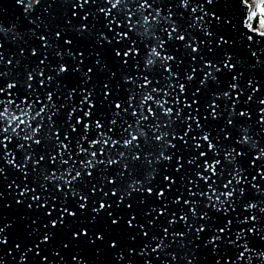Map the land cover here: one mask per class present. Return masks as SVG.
<instances>
[{
	"label": "water",
	"instance_id": "water-1",
	"mask_svg": "<svg viewBox=\"0 0 264 264\" xmlns=\"http://www.w3.org/2000/svg\"><path fill=\"white\" fill-rule=\"evenodd\" d=\"M138 2L142 3L143 0ZM148 3L152 7L144 15L151 19L155 16V11L159 10L161 18L170 19L167 22L161 19L159 25L153 26L152 34L143 37L137 34L143 29L128 32L127 26L122 23L123 11L117 13L114 10L108 17L100 11L101 8L107 10L111 7L107 0H89L83 8L80 7V0H42L30 12H25L27 0L25 4H19L17 0H0V28L4 30L0 31V73H6L0 75V87L6 89L8 83L17 84L13 90L6 89L0 99H13L16 104L27 99L32 104L39 97L40 102L35 103L34 112L48 105V111L42 114V119L32 122L33 128L38 124L41 126L40 136L36 137L41 139L40 145L32 144L29 149L25 144L21 151L19 144L24 142L18 141L15 136H11L7 148L0 144V169H3V174H0V228L4 229L0 233V240L7 241L0 244V264H20L22 255L25 257V264H188L189 260L192 264H217V261L219 264H246L248 255L252 256V264H264V260L259 258L264 253V212L259 210L264 208V179L258 175V172L264 171V160H255L259 149L264 148V124L259 123L264 119L261 115L264 105L260 104V100H264V41L255 43L247 40V29L243 27L247 12L240 10L238 0H214L211 5L207 0H189L187 9L181 5V0H148ZM127 6L135 12L137 0H128ZM201 7L203 11L199 10ZM193 8H197L195 13L192 12ZM85 15L88 16L87 20L83 19ZM215 17H219V21ZM113 18L116 23L109 27V21ZM117 24L121 26L117 27ZM82 27L85 30L78 31ZM172 27L177 28L174 35L185 36L184 41L168 39V32L163 29L171 31ZM204 29L211 35H205ZM123 32H128L130 39L120 41L118 33ZM40 37H45L46 41H42ZM221 39L227 43H221ZM254 39L260 38L256 36ZM65 41H71V44H66ZM132 41L135 42L139 55L128 57L125 64L123 53L132 47ZM161 42L162 48L159 47ZM186 44L197 47L200 55L192 53L190 48L185 47ZM153 47L158 48L161 57L171 56L172 59L166 63L157 60L153 66L146 67L145 61ZM34 51L36 55H32ZM116 51H120L121 56L117 57ZM68 52L72 53L71 57L67 55ZM227 57H231V60H227ZM42 60L43 64L40 63ZM225 62L233 66L231 71L224 68ZM61 65L68 72L58 75L56 70ZM216 67L221 70L216 72ZM41 69L43 76L39 75ZM89 69L92 71L89 72ZM29 73L33 74L31 82L27 81ZM209 73L215 80L211 76L205 80ZM187 75H193L191 82L186 79ZM48 76L53 77L51 82L48 81ZM145 78L151 83L140 87L145 84ZM126 80H131L132 83H127ZM28 83H31L32 90L27 88ZM249 83L252 87L248 86ZM169 84L177 87L170 88ZM180 84H184L186 88L182 95L178 87ZM233 84L236 85L235 89L231 87ZM153 88L161 91L152 92ZM257 88L259 91H255ZM69 92L74 93L71 100L68 99ZM82 92L91 93L90 102L95 104L90 120L86 119L85 123L91 122L94 125L99 119L104 124L106 134L120 141L115 147H106L105 155H100L99 148L91 149L97 152V159L105 161V164L91 169V177L80 167V163L90 157L76 154V143L83 135V128L82 125H75V120L77 117L83 118V112L78 111L71 121L68 120L71 109L81 106ZM105 92L109 93L107 97ZM164 92L169 95L165 97ZM225 92L229 93L227 99L223 97ZM49 93L53 95L55 109L48 104ZM147 93H151L157 100L168 101L165 107L172 109L171 119L174 123L170 128H164L163 125L169 118L164 117L162 111L149 102L145 106L144 115H148L147 108L151 107L158 119L154 120L149 116L139 126L146 133V138L140 137L137 141L139 148L125 149L121 145L130 136L124 129L131 124V131L137 134L136 118L131 116V112L135 110L139 113L140 101ZM130 95L135 97L132 107L128 105ZM249 96L252 97L251 100L248 99ZM177 97L180 104L176 103ZM194 100L197 103H193ZM116 103H121L128 109L127 114L121 112L120 116H116ZM185 103L192 107H185ZM213 103L219 105L215 109V119L210 107ZM83 108L88 110L87 105H83ZM12 110L16 111L14 106ZM178 110H181L179 119L176 117ZM53 112L57 114L52 116L50 126L48 116ZM240 112L248 115L241 117ZM190 117L199 120L201 128H197ZM112 119H116L117 123L113 126V131L107 132ZM229 119L232 124L228 123ZM157 123L161 127L159 132H154L152 128ZM189 124L192 131L185 137L188 141L185 146L183 141L174 139L173 135L183 136ZM3 126L6 123H0V127ZM72 126L77 127V133L71 132ZM245 128L251 142L257 144L256 149L248 144L238 143L244 135L241 129ZM164 131L169 132L166 143L175 147H169L164 152L172 157L171 162L160 160L157 163L162 146L154 137ZM56 132L60 134L59 142L69 143L64 140L65 134L71 140L73 159L69 160L68 165L60 163ZM204 134L210 136L211 142L219 151V155L215 157L208 153V162L219 159L224 169V179L213 185L218 192L231 190L223 188V183L231 178L229 172L233 171V166L224 159L226 151L235 149L237 153H244L243 156H236L235 165L242 170V183L237 185L233 181L232 187L236 189L233 202L224 205L228 208V215L223 211L216 212L213 207H205L208 201L204 197L190 196L187 191L191 188L193 192L199 193L208 189V185L195 176L197 170L205 177L210 175L203 171L204 158L199 156L201 151L208 152L207 143L199 139ZM5 135L10 134L0 133V141L4 140ZM48 136H51L50 141L46 139ZM193 137L196 138V143L202 145L200 149L192 147ZM95 138L97 133L93 127L88 139L90 141ZM83 147L88 148V142H83ZM6 153H11V156L6 157ZM121 153L124 154L123 158ZM26 155H31L33 159L24 167ZM50 155L57 156L56 162L49 159ZM41 156L44 160H40ZM133 156H139L140 159L133 160ZM178 157L182 158L183 163L179 173L175 171ZM194 157L197 158V164L189 165L188 160ZM68 158V153L62 157L65 160ZM8 159H12L16 167L10 165ZM108 159L118 160L119 164L109 166ZM35 161H40L36 171H42L44 175L66 173L67 168L75 162L74 167L81 172V178L70 187L87 197L85 208L81 210L79 205L84 202L79 195H73L68 190L69 186L60 181L46 182L43 175L39 179L32 175ZM124 165H127V170ZM21 167L30 173L27 179L19 170ZM72 175H75V171ZM165 175L177 181L172 185L171 191H168V185L163 180ZM150 176L152 179H149ZM65 179H71V176L65 175ZM113 179L116 181V196L112 195L114 186L107 182ZM212 180H216V177H212ZM133 181H139L137 187L142 190L132 192L128 197V185ZM41 183L45 185L44 189L40 187ZM58 184L63 189L62 192L56 190ZM253 184L258 185L259 191L253 188ZM25 187L29 191L21 196L20 192ZM148 188H152V195L148 194ZM241 188L244 189L243 195L239 191ZM31 189L36 191L32 192ZM162 190L166 195L157 199L156 193ZM121 195L126 196L123 204H119ZM178 195L181 196V203H172ZM33 196H40L41 199L34 201ZM184 200L198 202V223L191 230L179 220L180 215H187L189 223H192L191 211L183 203ZM101 202L112 207L100 210L97 215L93 209H98ZM249 203L257 204V209L245 211L244 208ZM128 204L132 205L131 209L127 208ZM64 208L68 212H74L75 217L63 212ZM153 208L157 211L153 212ZM49 211L52 212L51 216L47 214ZM160 211H164L165 215L160 216ZM205 212L210 219L199 220V216ZM132 216L136 217L132 221L136 227L130 228L128 221ZM252 216L256 217L254 221ZM173 218L177 223L169 227L168 221ZM246 218L248 223L241 226L239 221ZM113 220H118V224L114 225ZM228 220L233 221L228 235L220 234L215 246L207 244V240L217 234ZM53 222H56L57 227H52ZM201 224H206L212 230H206L197 239L195 227ZM141 227L148 232L147 237L143 235ZM164 228L169 230L167 236ZM242 229L245 239L236 242V246L231 245L229 240L235 241V233ZM84 232L88 235H83ZM176 232L184 233L183 239H173L172 234ZM45 235H50V240L41 244ZM154 235L157 237L155 241L152 239ZM159 240L164 242L161 245L163 251L152 252ZM245 242L252 251L246 254L245 260L238 261L237 257L243 251L239 245ZM113 243L116 244L115 248L111 246Z\"/></svg>",
	"mask_w": 264,
	"mask_h": 264
},
{
	"label": "snow or ice",
	"instance_id": "snow-or-ice-1",
	"mask_svg": "<svg viewBox=\"0 0 264 264\" xmlns=\"http://www.w3.org/2000/svg\"><path fill=\"white\" fill-rule=\"evenodd\" d=\"M17 3L19 4H25V0H17ZM42 3V0H38L37 3H33L32 0H27V4L25 7V12H30L33 8H35L37 5H40ZM89 0H80V7L83 8V6L85 4H88ZM107 3L111 6L109 9L105 10L104 8H101L100 11L103 12L105 14L106 17L110 16L111 13L115 10L117 13H120L121 11L124 12V17H123V21L122 23L125 24L127 26L128 32H137V29H143L142 32H137L138 35L143 36V37H148L149 35L152 34L153 32V26L154 25H159L161 23V19H163L165 22H167L170 18L169 17H164L161 18V13L159 10L155 11V16H153L151 19L149 18V16L144 15L145 11H147L148 9H151L152 5L148 3V0H143L142 3H138V6L135 9V12H133V10L131 8H128L127 3L128 0H107ZM207 3L209 5L214 3V0H207ZM239 6H240V10L242 12H247V17H246V22L243 24V27L247 29L246 31V38L249 42H255V43H260L261 41H264V0H253V3L250 4L249 0H238ZM181 5L187 9L189 6V0H181ZM254 5V7H253ZM200 11H203V8L201 7L199 9ZM197 11V8H193L192 12L195 13ZM205 15H207V13H205ZM139 17L138 19H134L135 17ZM84 20L88 19V16L85 15L83 17ZM203 19V18H201ZM215 19H217V21H219V17H215ZM244 20V17H242V21ZM256 23H253V22ZM116 23L115 18L111 19L109 21V27L111 26V24ZM197 23H199V21H197ZM121 24H117V27H120ZM85 29L82 27L80 29H78V31H84ZM164 31L168 32V39L171 40H179V41H184L185 40V36L184 35H174L177 32V28L176 27H172L171 31H168L167 28L163 29ZM0 31H4L2 28H0ZM128 32H123V33H118V36L120 37V41L123 40H127L130 39L128 36ZM205 35H211L210 32L207 31V29H204ZM252 33V34H249ZM59 35V34H57ZM256 36H258L260 39L256 40L254 39ZM103 39H107V37H102ZM40 39L42 41H46L45 37H40ZM66 44H71V41H65ZM221 43H227V41H224L223 39H221ZM45 47H47V43H45ZM159 47H163V42L160 43ZM186 48H190L192 53H196L197 55H200V52L198 50L197 47H193L191 44H186L185 45ZM32 55H36V52L34 51L32 53ZM59 55V53H58ZM68 56H72L71 52L67 53ZM83 55V54H81ZM115 55L117 57L121 56V52L120 51H116ZM125 59V64L127 63V58L128 57H135L139 55V52L136 50L135 48V42L132 41V47L129 48L127 51H124L123 53ZM253 55H255V53H253ZM0 59H2V56H0ZM172 57L171 56H166V57H161V53L158 50L157 47H153L150 50V54L149 57L146 59L145 64L146 67H151L153 66L157 60H161L163 63H166L168 60H171ZM227 60H231V57H227ZM83 61H81L82 63ZM41 64L44 63V61L42 60L40 62ZM97 63H99V61H97ZM210 67H215L214 65H209ZM232 65H230L229 63L225 62L224 63V68L228 69L229 71L232 70ZM167 70V69H166ZM221 69L216 67L215 71L219 72ZM57 74H66L68 72V69L66 67H64L63 65H61L57 70ZM76 71H79V69H76ZM89 72H91L92 70L89 69ZM195 71V69H193V72ZM44 72L43 69L40 70L39 75L43 76ZM0 75H6V73H0ZM209 76H211V78L213 80H215V77L211 75V73L208 74V76L205 77V80H207L209 78ZM85 77L87 78V73H85ZM193 75H187L186 79L191 82L193 80ZM48 81L51 82L53 80L52 76H48ZM233 79H236L235 77ZM33 80V74L29 73L27 75V81L31 82ZM127 83H132L131 80H126ZM43 83V82H42ZM151 82L147 80V78H145V84L141 85L140 87H146L148 86V84H150ZM249 87H252V84L249 83L248 85ZM17 87V84L15 83H8L6 86L7 90H13ZM168 87L175 89V87H177L176 85H171L169 84ZM179 87V92L180 94H184L186 92V88L184 84H180L178 85ZM231 87L233 89L236 88V85L233 84L231 85ZM27 88L29 90H32V85L31 83L27 84ZM105 88H107V85H105ZM5 88L0 87V95H2L5 91ZM152 92H156L158 93L159 89L153 88L151 90ZM255 91H259V89H255ZM73 92H69L68 93V99L71 100L72 96H73ZM9 95H12L11 92H9ZM81 95L83 96V99L80 101V107H73L71 109V111L68 113V120L71 121L72 117L79 111V112H83V118L77 117L75 120V125H82L83 128V135L80 137V139L77 141L76 143V154L77 155H83L85 157H90L88 159H86L85 161H82L80 163V167L84 170L87 171V175L89 177L92 176V171L91 169H94L97 165H102L105 164L104 160H99L97 159V152L96 151H91V149H97L99 148L100 151V155H105V148L108 147L109 145H111L112 147H115L117 144L120 143L119 140H114L111 136L107 135L105 130H104V124L101 123V121L99 119H97L94 123V125L91 122L85 123V120H90L91 116H92V109L95 108V104L90 102V96L91 93H86V92H82ZM105 97H107L109 95L108 92L104 93ZM163 95L165 97H167L169 95L168 92H164ZM195 95V94H194ZM223 97L225 99H227L229 97V93L225 92L223 94ZM135 97L134 96H129L128 97V105L129 107L133 106V101H134ZM216 99H220V97H216ZM249 100L252 99L251 96H249L248 98ZM47 101L48 104L51 105L52 108H56V105L53 103V95L51 93H49L47 95ZM36 102H40L39 101V97H37V101L33 102L32 104L28 103L27 99L21 100L20 104H16L15 101L13 99H0V107H2V110H0V123H6V126L0 127V133H4V134H10V135H5L4 140L0 141V144H3L5 148H7V143L11 142V136H15L16 139L18 141H23L24 143L19 144V149L21 151L24 150L25 148V144H27L28 148L31 149L32 144L35 145H40L41 144V139H37L36 137L40 136L41 133V126L40 124H38L35 128H33L32 126V122L36 121L38 118L42 119V114H45L48 111V105H45L44 107H41L39 111H33L34 110V105ZM149 102L154 103L157 108H159L162 111V114L164 117L169 118L168 122L165 123L163 125L164 128H170L172 126V124L174 123V121H172L171 117L173 115L172 113V109L171 108H166L165 105L168 103V101L165 100H157L154 98V96L151 93H147L145 94L141 101H140V111L139 113L135 110H133L131 112V116L136 118L135 123L137 125L136 128V133L134 134L133 131H131L132 129V125L129 124L128 128L124 129L125 132L128 133V135L130 136V139H125L123 144L121 145L123 148L125 149H132L133 147L135 148H139L140 145L137 143V141L139 140L140 137H145L146 138V133L140 129V125L142 124V122L147 121L149 116L153 117L154 120L158 119L156 113L153 111V109L151 107L147 108V112L148 115H144V109L145 106L149 104ZM176 103L180 104L181 101L180 99L177 97L176 98ZM193 103H197V101H193ZM260 104L264 105V100H260ZM83 105H87L88 110L85 111L83 108ZM13 106L15 107L16 111H13ZM185 107L191 108L192 105L191 104H187L185 103L184 105ZM62 107V106H61ZM210 107L213 109L212 112V117L213 119H215L217 117V113L215 111V109H217L219 107V105H216L215 103H213L212 105H210ZM115 108L117 109V112L115 113L116 116H120L121 112L127 114L128 109L124 108L123 105L121 103H116L115 104ZM180 111L178 110L176 112V117L177 119H179L180 117ZM17 112L19 114H17ZM57 112H53L52 115L48 116V120H49V125L51 126V121H52V116L56 115ZM239 115L241 117L247 116L248 113L246 112H240ZM261 115L262 117H264V109L261 110ZM190 119L194 120L196 123L197 128H201V124L199 122V120H197L195 117H190ZM117 123L116 119H112L110 121V127L107 129V132H111L113 131V126H115ZM229 124H232V120L229 119L228 121ZM259 123L264 124V119H261L259 121ZM93 127L96 130L97 133V138L92 139L89 141L88 139V134L92 131ZM161 125L159 123H157L152 130L154 132H159ZM78 129L76 126H72L71 127V132L72 133H77ZM192 131V127L189 124L187 130L184 132L183 136H175L173 135V138L176 139L178 138L179 140L183 141L185 146L188 145V141L185 139V137L188 136V134ZM242 133H244L242 140L238 141V143L241 144H248L252 149H256L257 148V144L254 142H251L250 137L247 135V129H241ZM21 132H23L24 134L21 135ZM169 132L168 131H164V132H160L159 135H156L154 138L156 140V142L160 143L162 148L159 154V157L157 158L156 162L159 163L160 160L163 161H167V162H171L172 157L169 155H165L164 152L167 150V148L171 147L174 148L175 145L171 144V143H166V138L168 137ZM56 136V140H57V149L58 151V155L61 157L60 159V163L62 165H68L69 164V160H72V150L70 148V144H71V140L69 139V135L65 134L64 135V140L69 141V143L65 144L62 142H59V132L55 133ZM228 137L226 136L225 139H227ZM47 140H51V136L46 137ZM193 144L192 147L194 149H200L202 147V145L200 143H196V138L193 137ZM200 140L204 141L205 143H207L208 146V152H203L201 151L199 153L200 158H204V164H203V171L210 173L209 176L205 177L199 170H197L195 172V176L199 179L204 181V183L206 185H208V189L207 191H201L199 193L197 192H193L191 188H188L187 191L189 193L190 196H201L204 197L207 201L208 204L205 205V207H213L214 210L216 212H220L223 211L225 213V215H228V208H225L224 205L228 204L230 202H233V196H234V192L236 191V189L234 187H232L233 185V181H235V183L237 185L242 183V180L240 179L241 174H242V170L239 167H236L235 165V160H236V156H243L244 153L240 152L237 153L235 151V149H231L230 151H226V154L224 156L225 161H227V163L229 165L233 166V171L229 172V176L231 177L230 179H227L226 183H223V188L224 189H231L228 191H224V192H218L213 185L217 184V181H222L224 179V169L221 167V161L219 159H214L211 163L208 162V153H212L213 156H218L219 155V151L217 149V146L215 144H213L211 142L210 136L208 134H204L202 136L199 137ZM31 142V143H29ZM83 142H88V148L83 147ZM65 153H68V160L62 159V157L64 156ZM123 153H121V157L123 158ZM7 156H11V153H6V157ZM33 157L31 155H26L25 156V164L24 167L27 166V163L29 161H32ZM49 159L54 163L57 160V156H49ZM140 157L139 156H133V160H139ZM40 160H44V157L41 156ZM256 161H262L264 160V148L259 149V154L255 157ZM7 162L12 165L13 167H16V165L13 163L12 159H8ZM40 161H35L33 163V168H32V175H34L37 179H39V177H41L43 175V180L46 182H52V181H60L62 182L65 186H69L68 190L70 192L73 193V195H79V198L81 201H83L84 203H81L79 205V207L81 208V210H83L85 208V205L87 203V197L85 195H80L79 193H77L74 189H72L70 187V185H72L73 182L77 181L78 179L81 178V172L79 170H76L74 167V163L73 162V166H70L67 168L66 173H62L61 175H57L55 172L51 173V175H44L43 172H37L36 168L37 165H39ZM149 163L151 164V161H149ZM113 164H119L118 160H113V159H108L107 160V165L111 166ZM188 164L189 165H196L197 164V158H192L188 160ZM177 167L175 168V171L177 173L181 172L182 168H183V163H182V158L178 157L177 158ZM24 167L19 168L20 171L23 172L25 178L27 179V177L29 176V172L24 171ZM125 170H127V165H124ZM197 169H199V165H197ZM75 171V175H72V172ZM0 174H3V169H0ZM65 175L71 176V179H65ZM121 175H123V173H121ZM258 175L261 177V179H264V171H260L258 172ZM212 177H216V180H212ZM149 179H152V177L150 176ZM163 180L167 183L168 185V191H171L172 185L176 184V180L173 179L171 176L165 175L163 177ZM253 180H255V177H253ZM209 181H211V183H209ZM109 184H112L114 186V190L112 191V195L116 196L117 195V191L115 190V184L116 181L113 180H108L107 181ZM189 183H193V181H189ZM139 184V181H133L132 183H130L128 185V188L130 189L129 192L126 193V195L128 197L131 196L132 192H136V191H141L142 189L137 187V185ZM195 186V185H194ZM40 187L42 189L45 188V185L43 183L40 184ZM253 188L257 189V191H259V187L256 184H253ZM46 190V189H45ZM57 191H63V189L59 186V184L57 185L56 188ZM29 189L27 187H25L24 191L20 192L21 196H24L28 193ZM32 192H35L36 189H31ZM240 194L243 195L244 194V189L241 188L239 189ZM147 192L149 195L153 194V190L152 188H148ZM93 194H95V190L93 189ZM107 195V193H105V196ZM166 195L165 191H159L156 193V197L157 199H161ZM213 197H215V199H213ZM221 197H223V199H221ZM126 196L125 195H121L120 199H119V204H123L124 200H125ZM41 199L40 196H33V200L34 201H39ZM18 203H20L21 201H17ZM143 203V202H142ZM172 203L174 204H180L181 203V196L178 195L173 201ZM183 203L187 206H189V209L191 211V218H192V223H189V217L187 215H180L179 220L184 222V224L188 225L189 230H191L197 223V212H196V207L198 206V202L197 201H189V200H184ZM29 207H31V205H29ZM41 207H46V205H41ZM112 207V205L110 204H105L103 202H101L99 204V208L96 209L94 208L93 211L98 215L100 210H105V209H110ZM257 204L255 203H249L245 206L244 210L247 212H252L253 210L257 209ZM128 209L132 208L131 204L127 205ZM261 212H264V208H260L259 209ZM63 212H66L68 216H72L75 217V213L74 212H68V210L66 208L62 209ZM153 212L157 211L155 208L152 209ZM233 211H235V209H233ZM49 216L52 215V212L49 211L47 213ZM109 215H111V213H109ZM160 216L165 215L164 211H160L159 212ZM175 215V214H173ZM136 217L132 216L131 219L128 221V226L130 228L132 227H136L135 225H133L132 221L135 220ZM208 219H210V217L208 216L207 212H205L203 215L199 216V220H204L207 221ZM251 219L254 221L256 219L255 216H252ZM112 223L114 225L118 224V220H113ZM177 223L176 219H170L168 221V225L169 227H171L172 225H175ZM233 221L232 220H228L227 223L224 225V227L219 228L218 233L213 235L212 238L207 240V244L209 245H213L215 246L217 241L220 239V234H225L228 235L231 225H232ZM240 225H244L246 223H248V219H244L239 221ZM52 227L55 228L57 227L56 222L52 223ZM206 230H212L209 229L207 227L206 224H201L198 227H195V233H196V237L197 239H199L200 234L205 232ZM4 231L3 228H0V233H2ZM141 231L143 232V235L145 237L148 236V232L143 231V228L141 227ZM165 235H168V228H164L163 229ZM249 231H252V229H249ZM83 235L87 236V232H84ZM173 239L179 237L181 239H183L184 237V233L182 232H176L172 234ZM236 236V240L235 241H231L229 240V243L233 246H236V242L241 241L242 239H245V235H244V231L243 229L237 233H235ZM97 239H102V237H97ZM152 239L155 241L157 240V237L154 235L152 237ZM50 240V235H45L43 240H41V244L43 243H47ZM6 240H0V244H4L6 243ZM163 240H159L157 243V247L156 248H152V252H157L159 251H163V248H161V245H163ZM113 248L116 247V244L113 243L111 245ZM37 247H39V245H37ZM146 248L148 247L147 245L145 246ZM239 247L243 248V251H241L239 253V256L237 257V260H245L246 254L251 252L252 250L249 248V245L247 242L240 244ZM17 249H19V245H17ZM215 250V247H214ZM29 251H31V249H29ZM142 254H146V253H142ZM37 255H39V253H37ZM259 258L261 260H264V253H261ZM173 259H175V257H173ZM20 264H25V257L22 255L21 259H20ZM188 264H192V261H188ZM217 264H219V261H217ZM229 264H231V262H229ZM246 264H252V256L248 255L247 259H246Z\"/></svg>",
	"mask_w": 264,
	"mask_h": 264
},
{
	"label": "trees",
	"instance_id": "trees-1",
	"mask_svg": "<svg viewBox=\"0 0 264 264\" xmlns=\"http://www.w3.org/2000/svg\"><path fill=\"white\" fill-rule=\"evenodd\" d=\"M249 3L252 4L253 3V0H249ZM254 7V5H253ZM253 23H256L255 21Z\"/></svg>",
	"mask_w": 264,
	"mask_h": 264
},
{
	"label": "clouds",
	"instance_id": "clouds-1",
	"mask_svg": "<svg viewBox=\"0 0 264 264\" xmlns=\"http://www.w3.org/2000/svg\"><path fill=\"white\" fill-rule=\"evenodd\" d=\"M32 2L35 4V3H37V2H38V0H32Z\"/></svg>",
	"mask_w": 264,
	"mask_h": 264
}]
</instances>
